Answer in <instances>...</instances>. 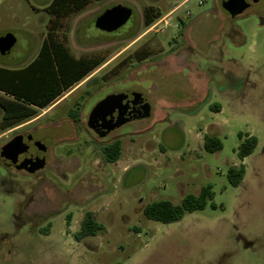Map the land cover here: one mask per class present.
Masks as SVG:
<instances>
[{"label": "rangeland", "instance_id": "374dc122", "mask_svg": "<svg viewBox=\"0 0 264 264\" xmlns=\"http://www.w3.org/2000/svg\"><path fill=\"white\" fill-rule=\"evenodd\" d=\"M50 1L0 0V37L16 39L1 67L35 58L52 25ZM182 1L90 0L60 20L55 37L74 57L101 64L0 130V148L20 131L49 147L45 169L33 176L0 165V264H264V0L235 18L223 0ZM116 5L132 10L129 21L112 33L96 29V17ZM147 7L158 16L145 26ZM131 94L146 100L150 116L115 129L88 126L103 100ZM79 98L75 123L67 114ZM239 133L257 139L243 161ZM204 136L221 149L206 152ZM114 140L122 150L111 164L102 147ZM240 164L244 178L232 187L227 170ZM207 185L212 200L177 222L142 213ZM86 212L104 230L76 241Z\"/></svg>", "mask_w": 264, "mask_h": 264}, {"label": "trees", "instance_id": "16d2710c", "mask_svg": "<svg viewBox=\"0 0 264 264\" xmlns=\"http://www.w3.org/2000/svg\"><path fill=\"white\" fill-rule=\"evenodd\" d=\"M97 1V0H96ZM90 0H51L45 11L51 18V26L43 39L35 58L26 66L18 69L0 66V108L3 111L0 130L16 126L32 117L36 110L44 109L54 102L65 90L85 78L101 64V60L74 57L61 41L55 37L60 20L82 11ZM152 7L144 10V25L148 26L155 19ZM146 57L139 58L140 60ZM81 98L68 110V117L75 123L79 122V106ZM216 110H219L216 108ZM243 141L237 148L240 161L253 153L257 146L254 136L238 134ZM203 148L208 153L221 149L218 138L204 136ZM121 142L114 140L102 147L105 162L115 163L121 155ZM245 175L243 164L231 166L226 178L232 187H238ZM213 198L212 186L202 187L198 194L184 196L179 204L167 200L153 201L145 205L142 213L148 220L162 224H171L181 220L184 215L202 211ZM210 206H214L210 203ZM69 222V221H68ZM104 230L91 212H86L82 218L80 229L74 234L76 241L85 237L95 236ZM46 234V233H45Z\"/></svg>", "mask_w": 264, "mask_h": 264}, {"label": "water", "instance_id": "95a60500", "mask_svg": "<svg viewBox=\"0 0 264 264\" xmlns=\"http://www.w3.org/2000/svg\"><path fill=\"white\" fill-rule=\"evenodd\" d=\"M259 0H223L222 9L230 16L241 14ZM132 10L122 5H116L104 10L94 21V27L105 33H112L123 27L131 18ZM16 39L11 34L0 37V55L5 56L10 53L14 47ZM150 116V106L146 100L139 94L112 96L103 100L97 105L88 117L87 124L91 129H103L112 124L110 129H115L120 125L137 119ZM31 142L25 143L20 149L10 150L4 160L6 165H17L18 168H25L29 173L42 169L45 165L43 157H31L27 149ZM20 151V158L15 154ZM45 150V149H43Z\"/></svg>", "mask_w": 264, "mask_h": 264}, {"label": "flooded vegetation", "instance_id": "af4514ba", "mask_svg": "<svg viewBox=\"0 0 264 264\" xmlns=\"http://www.w3.org/2000/svg\"><path fill=\"white\" fill-rule=\"evenodd\" d=\"M257 3L253 4L249 8L245 9L241 14H239L235 17H238V16L244 14L247 10L254 7ZM92 130L94 131V129H92ZM27 142H31V145L27 149V152L31 157H43L44 158L45 165L42 169L35 170L34 172L29 173L25 168L20 169V168H18L17 165H6L4 160H1V157H3L2 159H4L5 157L8 156V153L11 152L10 150L15 149L14 146H17L20 149V147L23 146ZM43 149H45V150H43ZM48 149H49V147L47 145L43 144V139L36 140L34 138V136L31 133H29L28 131H20L19 133H16V135H14L10 139V141L5 142V144H3V146L0 148V165L4 169H8L10 171L33 176V175L37 174L38 172L43 171L45 169V167H46V153L48 152ZM15 154L19 158L22 155V153L19 150Z\"/></svg>", "mask_w": 264, "mask_h": 264}, {"label": "crops", "instance_id": "0c3cea01", "mask_svg": "<svg viewBox=\"0 0 264 264\" xmlns=\"http://www.w3.org/2000/svg\"><path fill=\"white\" fill-rule=\"evenodd\" d=\"M185 1H187V0H183L179 5H181V4L184 3Z\"/></svg>", "mask_w": 264, "mask_h": 264}]
</instances>
